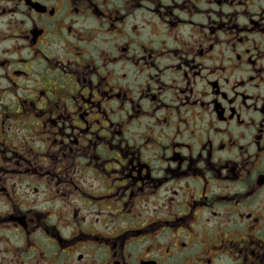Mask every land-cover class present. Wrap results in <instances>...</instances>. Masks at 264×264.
<instances>
[{"label": "flooded vegetation", "instance_id": "1", "mask_svg": "<svg viewBox=\"0 0 264 264\" xmlns=\"http://www.w3.org/2000/svg\"><path fill=\"white\" fill-rule=\"evenodd\" d=\"M0 264H264V0H0Z\"/></svg>", "mask_w": 264, "mask_h": 264}]
</instances>
